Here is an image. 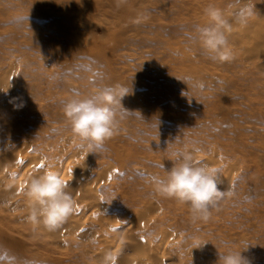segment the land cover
<instances>
[{
  "label": "rangeland",
  "instance_id": "obj_1",
  "mask_svg": "<svg viewBox=\"0 0 264 264\" xmlns=\"http://www.w3.org/2000/svg\"><path fill=\"white\" fill-rule=\"evenodd\" d=\"M233 2L0 0V165L27 158L18 166L20 176L33 161L40 171L55 167L66 156L62 144L80 150L63 104L97 87L129 90L122 99L129 112L117 108L116 133L94 153L81 150L74 168L81 173L85 159L110 165L109 180L98 188L106 212L85 203L79 208L122 228L106 232L89 222L81 226L89 234L78 236L77 226L68 250L55 240L58 228L48 231L30 218L22 208L26 201L0 193V264H103L93 250L94 233L118 241L146 208H152L151 219L163 221L157 226L142 217L140 234L159 241L166 229L172 238L173 251L155 255L161 264H217L218 251L228 250L264 264V56L242 51L250 41L235 32L256 34V25L264 24V0H250L255 14L246 26L233 24L231 61H212L196 31L210 24L205 7L227 11ZM21 101L23 107H14ZM184 148L219 168L218 187L233 193L211 208L207 220H193L187 204L154 192L155 179L171 167L170 153ZM100 247L102 255L114 249L111 243ZM120 259L119 253L115 264Z\"/></svg>",
  "mask_w": 264,
  "mask_h": 264
},
{
  "label": "clouds",
  "instance_id": "obj_2",
  "mask_svg": "<svg viewBox=\"0 0 264 264\" xmlns=\"http://www.w3.org/2000/svg\"><path fill=\"white\" fill-rule=\"evenodd\" d=\"M254 10L255 5L250 0H234L227 11L212 4L203 9L210 24L198 26L196 31L201 47L212 61L234 59L229 47L233 24L246 26L255 14ZM128 94L129 90L122 85L97 87L91 95L82 99L71 98L63 104L66 123L78 149L94 153L97 145L116 133L117 108L129 112L122 105V99ZM14 107H23V102L14 103ZM170 156L171 167L164 168L166 174L155 179L154 192L187 204L193 220H207L212 207L226 196L233 195L231 191L218 187L220 169L196 160L187 148L173 151ZM68 188L69 181L51 167L43 174L33 176L25 193L30 201V218L42 223L48 231H55L74 210L73 196ZM115 261L116 257L106 253L103 264H115ZM217 264H250V261L242 251L228 250L218 251Z\"/></svg>",
  "mask_w": 264,
  "mask_h": 264
},
{
  "label": "bare ground",
  "instance_id": "obj_3",
  "mask_svg": "<svg viewBox=\"0 0 264 264\" xmlns=\"http://www.w3.org/2000/svg\"><path fill=\"white\" fill-rule=\"evenodd\" d=\"M256 27L258 29V31L256 30V34L249 33L248 35H246L244 30L237 29V31H235L236 36L238 37L240 41H243L245 38H248V40L250 41V43L247 46L246 44L243 46L242 51H244L247 54H253V55L263 53V56H264V24L256 25ZM73 147H75V145H73ZM62 148L65 152L63 150L62 151L66 154V156L64 155L65 158L61 157L64 159L61 160L60 158V160H57L58 165H56L55 167H51V168L53 170L58 171L67 181H69V188L67 190L71 192L73 196L74 210L66 218V220L62 222V224L58 227L59 233H58V237H55L56 238L55 240H58L57 242H60L62 244V247L66 249L68 248L70 249L71 247L73 248L74 243H75V238L77 237V235L73 233L74 230L77 228V226L80 228L78 236L84 235L87 233V229L85 227L83 229V227L81 226L86 225L89 222H94L100 225H104L103 227L105 231L106 229L119 230L120 228H122V226H119L116 223L112 222L111 218H107L106 216H102L98 218L97 215H94L93 213L97 209L98 210L102 209L103 212H106V210L104 211L103 209H108V208H104L103 206L104 204L100 203V201L102 200H99L98 188L99 186L101 187L100 184H105L109 180L110 175L112 174V171H113L111 170L110 165L109 167H105L101 164L93 165L94 163L90 164V161L88 159H85L86 167L85 169L83 168V171L81 173H79L77 172V170H74L76 166V162H77L75 161V159L84 153H82L81 150L74 151L71 147H67L65 143L64 145L62 144ZM57 153L58 152H56V154ZM26 159L25 157L17 156L13 159L7 158L2 161V164L0 165V193L2 195L11 196L13 199L19 198L21 201H26V207H22V208H27V210H30V201L25 195L28 182L33 176H38V175L43 174L46 169L45 170L41 169L43 171H40L39 164H35V161H33V164H32L33 166L32 168L29 167L27 174L25 172L23 173L22 176H20L18 166L19 164H21V162L25 163ZM55 161L56 160H54L53 162L55 163ZM57 161H56V164H57ZM61 163H63V165H61ZM50 164L52 163H49V165ZM83 165H84V158H83ZM14 168L16 169L14 170ZM49 168L50 167H47V169ZM72 170L74 171L71 173ZM1 194L0 196H2ZM82 203H85L87 208L89 206V209L91 210L93 209L92 210L93 212L92 211L84 212L85 213L84 214L81 211L82 208H79V205ZM89 209H87V211ZM146 209L147 210L141 211V213L137 216L136 218L138 219L137 221L135 220L131 223L129 222L130 223L128 224L129 227H126L125 231L123 233H120V238L118 239V241H117V237H112V238H109V240H106L108 236H106L105 234H101L99 236V233H94L96 236H98L96 239V244H98V246L95 247L96 249H93V250H96V252L94 253L97 255H100L101 257L99 260L97 258L96 261L104 260L102 259L104 258V255L106 253H109V251H107L106 253H103V255L100 253V251H102V248L100 247L102 243H111V245H114V249L110 253L114 257H116L120 253V256H121L120 261L122 262V264H161L159 259L158 261L155 259V255L160 254L162 258H164L165 254L168 251H173L172 238L171 239L168 238V233L165 231L166 229L163 230L161 233H158V234H161V238L159 241H154V238L150 239L149 237H146L145 235L140 234L141 230L138 229L139 225L137 224L140 222V219L142 217H146L148 220L155 219L156 221L155 223L157 226L160 225L158 224L159 222L163 221L161 217H158L156 215H153V218L151 219L152 211L148 209H152V208H146ZM29 215H30V212H29ZM102 215H106V214H102ZM38 223L40 224V222ZM110 225L111 226L114 225V226L110 228ZM157 229L159 228L157 227ZM88 234L89 233H87V235ZM57 242L56 244H59ZM2 245L3 244H0V248ZM54 248L57 249L56 247ZM175 249H177V247ZM77 250H80V248ZM124 251H127V253L125 254Z\"/></svg>",
  "mask_w": 264,
  "mask_h": 264
}]
</instances>
